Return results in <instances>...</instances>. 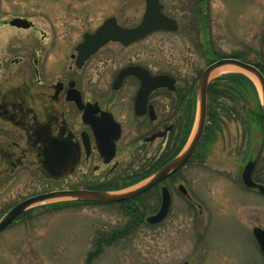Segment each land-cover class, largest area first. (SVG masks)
<instances>
[{
	"label": "rangeland",
	"instance_id": "1",
	"mask_svg": "<svg viewBox=\"0 0 264 264\" xmlns=\"http://www.w3.org/2000/svg\"><path fill=\"white\" fill-rule=\"evenodd\" d=\"M3 1L13 15H27L46 30L76 31L78 39L111 16L125 26L138 24L145 11L144 0ZM162 2L165 13L177 19L180 29L153 34V72H170L190 81L209 65L212 56L239 53L263 59L264 0ZM197 2L202 7L203 27L197 24ZM230 73L249 76L256 91L240 87L247 102L241 119L229 121L216 133L207 132L196 158L178 173V182H170L171 211L160 228L141 226L116 243L102 242L100 248L99 240L127 228L130 218L125 206L70 204L75 200L55 198L33 206L24 218L0 233V264H87L90 253L98 249L102 251L91 264H264L252 239V228L264 224V207L257 202L264 200L260 196L252 199L239 188L250 155L262 152L264 160V122L244 115L261 111L263 91L255 75L232 65L216 69L210 80ZM192 102L196 114H190L194 126L186 148L199 122V98ZM162 145L163 141L154 143L153 154ZM179 183L186 186L191 200L178 191ZM19 185V189L12 187V195L6 189L0 195V217L16 198L31 197L54 184L31 176ZM144 201L148 207L144 213L149 215L159 208L161 197L153 192Z\"/></svg>",
	"mask_w": 264,
	"mask_h": 264
},
{
	"label": "flooded vegetation",
	"instance_id": "2",
	"mask_svg": "<svg viewBox=\"0 0 264 264\" xmlns=\"http://www.w3.org/2000/svg\"><path fill=\"white\" fill-rule=\"evenodd\" d=\"M3 3L0 0V195L5 189L12 195V187L19 189L20 182L23 184L31 176L54 184L31 197L69 190L119 193L150 178L153 163H161L165 154L174 153L188 128L189 115L196 114L190 96L196 95L199 76L189 81L174 73L153 72L156 33L129 45L109 42L79 65V44L99 27L84 31L78 39L73 30L59 32L38 27L34 19L13 15ZM111 17L123 28L137 25L125 26L117 16ZM15 19L26 20L24 24L29 27L14 25ZM157 75L175 78L176 88L153 91V76ZM166 129L165 136L153 140L154 134ZM157 141H163L164 146L153 154ZM200 148L201 143L195 154ZM195 154L156 187L131 201L116 204L125 206L130 218L127 228L99 243H116L141 226L160 228L169 215L162 222L151 224L147 218L160 208L141 216L138 207L148 209L144 199L153 192L161 197L162 187L168 188L173 199L169 184L178 182V173ZM262 155H250L246 165L255 163L252 180L264 187ZM50 163L56 164L55 168L50 169ZM239 188L252 199L260 196L264 200L258 187L243 183L242 174ZM178 191L181 192L179 186ZM184 196L191 200L188 189ZM28 198H16L9 210ZM257 202L264 207V201ZM254 228L264 230V224L252 228L253 240ZM255 242L258 246L256 239Z\"/></svg>",
	"mask_w": 264,
	"mask_h": 264
},
{
	"label": "water",
	"instance_id": "3",
	"mask_svg": "<svg viewBox=\"0 0 264 264\" xmlns=\"http://www.w3.org/2000/svg\"><path fill=\"white\" fill-rule=\"evenodd\" d=\"M146 3L145 12L141 22L133 28H123L118 23L115 17L109 18L105 23L94 33L85 35L84 41L78 46L79 52L78 63L79 65L89 59L100 48L105 46L109 42H118L124 45H129L136 41L142 40L151 33L156 32H176L179 29L177 21L164 14V7L161 0H144ZM26 20L15 19L13 24L19 27L28 28ZM236 66L244 71H247L257 77L259 80L262 91V111L264 116V75L254 65L243 62L235 58L220 59L210 66H208L202 73L198 81V98L200 102L199 122L197 131L194 135L192 142L189 146L181 152L176 158L161 168L156 174H154L149 180L139 187L122 193H109L98 191H86V190H69V191H54L45 193L35 197H31L13 207L0 219V233L6 230L20 215L25 213L33 206L44 203L48 200L55 198H72L76 201L98 203V204H110L117 203L126 200H131L137 196L142 195L148 190L154 188L161 181L165 180L171 174L179 170L194 154L197 149L205 130L206 117H207V91L212 73L223 66ZM176 80L169 75H157L153 76V91L159 88L167 87L174 90ZM156 118L153 114V120ZM168 129L165 132H161L153 135V140L166 135ZM114 152V145L111 147ZM113 156V154H112ZM111 156V157H112ZM58 165V164H57ZM255 163L249 162L243 170L242 180L247 187H258L264 194V187L257 185L252 180V171ZM56 164L50 163L49 168H55ZM74 167V166H73ZM180 191L186 195L187 189L183 186H179ZM162 202L160 210L157 214L150 216L147 222L156 224L163 221L169 214L172 198L167 187H162ZM254 235L259 243L261 251L264 255V230L260 228L254 229Z\"/></svg>",
	"mask_w": 264,
	"mask_h": 264
},
{
	"label": "trees",
	"instance_id": "4",
	"mask_svg": "<svg viewBox=\"0 0 264 264\" xmlns=\"http://www.w3.org/2000/svg\"><path fill=\"white\" fill-rule=\"evenodd\" d=\"M195 10H196L195 13H196V18H197V24L203 27L204 20H203L202 11H201L202 10L201 3L197 2ZM226 57H233V58L240 59L244 62L254 64L264 74V54H262V58H263L262 60L261 59L257 60V58L256 60L255 58L250 59L246 55L239 54V53H236L232 56H226ZM217 58H219V56H212L210 58V62L216 61ZM243 85L250 87L254 92L256 91V86L254 82L246 75L239 74V73L226 74L218 78L217 80L212 81L209 84L207 122H209L210 125L206 126L205 134H207V132L209 131L211 132L215 131L216 133L217 130L219 131V129H222L223 126L225 127L229 121H234V120L236 121V120L241 119V112H243L245 108V104L247 103L246 100L242 98V94L240 92V87H242ZM195 98L196 96L194 97L190 96V100L192 101H194ZM191 115H189L188 128L182 134L180 143L176 147L174 153L172 155L165 154V156L163 157V160H161V163H157V164L153 163V173L155 172V170H158L159 168H161L163 165H165L167 162L172 160L175 156H177L182 151L183 147L185 146V144L187 143L190 137L192 126L194 124V120L190 119ZM244 115L246 117L252 116L253 121L258 120L260 122H264L262 110L261 111L251 110L250 113L248 112V114H244ZM205 134H204L203 140L205 139ZM202 144H203V141H202ZM198 153L195 154L194 158H196ZM69 203L72 204V202H69ZM145 209L146 208L143 207V205H139L137 211L141 216H144ZM97 246L101 248V244H98ZM101 251L102 249H98L96 252L90 253L87 264H91L92 259L96 257L99 253H101Z\"/></svg>",
	"mask_w": 264,
	"mask_h": 264
}]
</instances>
